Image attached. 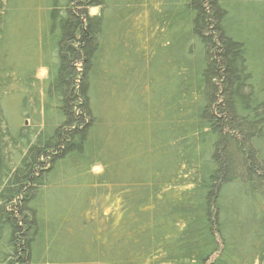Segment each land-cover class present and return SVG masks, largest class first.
<instances>
[{"label": "trees", "instance_id": "1", "mask_svg": "<svg viewBox=\"0 0 264 264\" xmlns=\"http://www.w3.org/2000/svg\"><path fill=\"white\" fill-rule=\"evenodd\" d=\"M262 62L264 0H0V264H264Z\"/></svg>", "mask_w": 264, "mask_h": 264}, {"label": "rangeland", "instance_id": "2", "mask_svg": "<svg viewBox=\"0 0 264 264\" xmlns=\"http://www.w3.org/2000/svg\"><path fill=\"white\" fill-rule=\"evenodd\" d=\"M259 4L260 3L257 4V7H256L255 12L257 11L258 7H260ZM42 10L43 9H40V7H38L33 12V14L34 15H36V14L37 15L38 14L40 15L41 13L43 14L44 11H42ZM26 13L27 12L21 11L20 13H17V15L21 17V16H24L23 14H26ZM32 27H33V24H29L28 26L22 27L20 29V34L18 32H15L14 36L18 40V39H20L19 38L20 35H22L23 37H25L27 35H30L31 30H32ZM262 63H264V62H262ZM37 75H38V77L40 79H44V78H46L47 71L45 69H40L37 72ZM20 103H21V100L17 96H13V98H8L7 97L5 99V101H4V103L2 104L3 105L4 112H5V115L7 117V120L9 122L10 127H11V130H12V132L14 134H17L18 133L20 120H21V123L26 122V120L24 118L20 119V117L18 116V114L20 113V110H21V104Z\"/></svg>", "mask_w": 264, "mask_h": 264}]
</instances>
